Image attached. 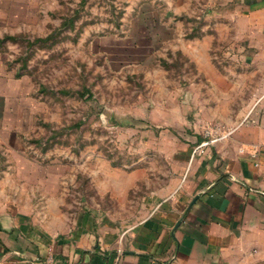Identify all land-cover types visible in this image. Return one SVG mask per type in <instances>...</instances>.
I'll use <instances>...</instances> for the list:
<instances>
[{
    "label": "rangeland",
    "instance_id": "rangeland-1",
    "mask_svg": "<svg viewBox=\"0 0 264 264\" xmlns=\"http://www.w3.org/2000/svg\"><path fill=\"white\" fill-rule=\"evenodd\" d=\"M263 82L264 0H0V190L59 230L134 225Z\"/></svg>",
    "mask_w": 264,
    "mask_h": 264
},
{
    "label": "crops",
    "instance_id": "crops-1",
    "mask_svg": "<svg viewBox=\"0 0 264 264\" xmlns=\"http://www.w3.org/2000/svg\"><path fill=\"white\" fill-rule=\"evenodd\" d=\"M201 154L184 188L121 229L87 214L64 229L43 225L3 187L0 264H264V93Z\"/></svg>",
    "mask_w": 264,
    "mask_h": 264
},
{
    "label": "water",
    "instance_id": "water-1",
    "mask_svg": "<svg viewBox=\"0 0 264 264\" xmlns=\"http://www.w3.org/2000/svg\"><path fill=\"white\" fill-rule=\"evenodd\" d=\"M200 197V194H197L193 199L192 201L189 203L187 209L185 210V213L184 215L180 218L179 222L177 223V226L178 227L180 225V223L182 222V220L184 219L185 215L188 213V211L191 209V207L193 206V204L197 201V199Z\"/></svg>",
    "mask_w": 264,
    "mask_h": 264
},
{
    "label": "built area",
    "instance_id": "built-area-1",
    "mask_svg": "<svg viewBox=\"0 0 264 264\" xmlns=\"http://www.w3.org/2000/svg\"><path fill=\"white\" fill-rule=\"evenodd\" d=\"M210 141H211V140H210ZM210 141L204 142L202 145L199 146V148L202 147L203 145H207L208 143H210ZM197 149H198V148H197ZM194 153H197V150H195Z\"/></svg>",
    "mask_w": 264,
    "mask_h": 264
}]
</instances>
